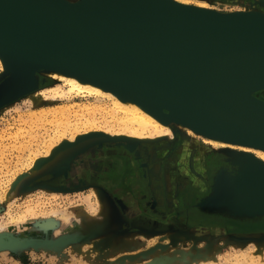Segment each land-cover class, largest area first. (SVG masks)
I'll return each instance as SVG.
<instances>
[{
    "label": "rangeland",
    "instance_id": "rangeland-1",
    "mask_svg": "<svg viewBox=\"0 0 264 264\" xmlns=\"http://www.w3.org/2000/svg\"><path fill=\"white\" fill-rule=\"evenodd\" d=\"M190 1L193 3L196 2V0ZM208 3L212 12L221 14H231L232 12H236L235 10L237 9L246 11L250 8L248 4L244 6L238 4V6L235 4L232 5L230 2L225 3L218 0H209ZM189 6L195 8L194 5ZM170 12L167 11V14L169 18H172V16L180 15L181 11L175 9ZM34 77L38 84H31L27 90L20 93L27 92L30 88L36 86L35 90H32L14 102L0 106V138L3 137L0 139V228L2 227L0 234H8L25 241L45 242L55 241L60 238L78 237L84 243L78 241L56 248L42 245L4 248L0 250V264H264L263 242H261L263 244L259 243L261 244L259 245L258 243L252 242L251 239L244 238V241H237L236 243V238H243L246 233H249L246 235H251V238H254V240L259 238L264 240V217L251 218L243 215L236 216L225 209L221 200L217 204L213 202L214 200L212 202L209 201L211 199L213 180L216 176V184L225 183L224 188L228 189L231 184L234 186L236 179L245 176L239 174V171L249 168V172H252L250 168L253 164L237 163L236 161L234 163L233 160V162L227 161L225 155L219 153L216 155L217 159L212 162L216 163L214 168L210 166L208 169H202V166L198 168L196 165L198 169L192 168L193 170L189 176L193 177L194 180H192L193 178L189 179L174 175V182L170 184L165 179V171L171 165L169 161L159 160L158 167L159 171L161 170V186L168 189V194L167 192H161V199L158 198V200H155L149 190L148 171L152 163L150 165V161L141 159L142 157H139L141 147L135 146L133 147L134 150L131 149V151L125 153L134 155V158L138 160L137 168L139 173H141L142 180H144V186L138 189V192L136 191L137 194L134 195V193L130 194L127 192L124 193L126 195H124V199H118L114 198L104 187L85 185L84 181H80L71 187L63 186L73 179L72 173L75 171L77 163H82L83 160L78 159L79 156L89 154L95 147H106L112 142L105 140L106 138L98 139L92 142V144L88 141L82 143L78 138L70 142L65 140V138H70L72 135H75V132L74 130H72L73 132L67 130L63 135L64 137H61V141L53 140L57 146L52 150L53 152L51 151L50 156H48L49 158L52 156L56 158L58 155L59 159L52 160L56 163L60 162V160V163L68 160L65 166V172L56 177L45 176L47 171L54 166L53 162L47 165L49 168L45 166L41 171L36 170L37 164L33 171L31 169L27 170L28 157L32 156V154H36L37 157L46 154L44 142L47 143L49 139L53 137H55L53 139H56L57 137L54 128L46 122L41 123L39 121L37 127L34 125L36 128L33 125L31 126L29 123V115L31 113H39L44 109L48 110L49 108L56 107L82 106L90 103L97 104V101L94 99L87 100L79 98L74 94L65 96L63 99H41L36 103H32L28 100L31 94L58 85V83L48 79L43 81L45 78L42 74L36 73ZM5 80L6 78L0 79V82L3 83ZM254 96L264 101V90L254 93ZM75 109L77 110V108ZM98 114L95 115L97 126L103 125L102 127H104L105 119L107 121L109 119L105 114ZM72 117L70 120L73 123L74 118ZM48 119L50 120L52 118L49 116L46 121H49ZM29 126L32 127V132H30ZM18 130H22L20 132L22 134L14 138ZM81 130L82 128L79 131ZM179 130L180 134H177L175 141L170 142V146L177 144L181 140V134L187 131L186 128ZM31 133L34 135L32 136ZM68 134H70V137ZM58 138H60V135ZM58 138L57 140H59ZM190 140L194 142L193 144L197 142V146L200 144V147L202 146L203 150L206 151L202 153L204 157L200 155V159L204 160L210 157L207 162L209 164V161L213 160L212 158L214 157L212 154L213 150L206 148L209 146L204 145L200 139L191 138ZM129 142L125 141L123 143L130 145ZM66 143L72 146L65 147L63 148L64 150L61 149L62 146L67 145ZM85 143L87 144L85 145ZM61 155H64L65 158ZM44 158H37L35 162ZM70 158L71 160H69ZM249 172L244 174L248 175ZM186 175L188 176L189 174L186 173ZM24 177L26 178L24 179ZM260 178L264 179V174H261ZM23 179L35 180V183H33L34 186H31L33 189L29 188L26 192L22 190ZM30 181L27 183H30ZM192 183L198 187L191 188ZM188 186L190 187L189 189ZM136 187L139 188L141 186L137 184ZM215 187V194L226 191L223 188L222 192H220L217 190V186ZM98 189L102 195L99 196V194H96V198L90 197V193H94ZM141 190L145 192V195L147 194L146 198L150 202L151 210H159L161 214H130L129 211L135 208V205L140 199L138 197L144 195ZM185 190L192 191L189 199L193 202L188 211L196 214H172L171 203L173 205L181 204L183 201L182 193ZM12 192H15V194L11 195L13 194ZM121 193L123 192L121 191ZM172 193L173 195H171ZM150 205H147V208ZM138 208L140 209V205ZM177 209L180 210L181 208L177 206ZM52 211L64 214H50ZM31 212L34 214H30ZM95 216H98V218L102 217L104 220H96ZM80 218L84 220L80 222ZM86 220H94L96 223L94 222L89 227L88 223H85ZM99 221L100 224H98ZM46 222L49 224L51 222L52 225L50 224L49 227H46ZM116 222L120 223V225ZM101 226H104L105 229ZM172 234L175 235L173 236ZM179 234L183 236H180V238L175 237ZM260 239L259 241H261ZM106 240H111L113 246L110 249H100V241ZM243 242L246 244H242ZM114 244L117 247H114ZM95 245L97 246V252H95ZM101 250L103 251L102 253L100 252Z\"/></svg>",
    "mask_w": 264,
    "mask_h": 264
},
{
    "label": "water",
    "instance_id": "water-1",
    "mask_svg": "<svg viewBox=\"0 0 264 264\" xmlns=\"http://www.w3.org/2000/svg\"><path fill=\"white\" fill-rule=\"evenodd\" d=\"M122 2L125 7L123 11L103 10L90 13V10L78 11L79 7L75 10L48 6L40 1L0 0V49L8 51L17 59H23L27 65L32 64L33 60H44L93 75L148 99L167 111L178 113L209 128L264 145V122H261L264 120L226 106L202 88L196 76L197 70L207 67L204 61L209 63L221 54L246 51L264 56L258 46L241 40L243 34L250 35L256 32L255 30L264 32V27L237 23L226 18L232 17L231 15L219 14L204 15L198 17L196 23L171 30L175 24L174 16L149 17L151 19L144 20L141 15L153 6L165 8L169 12L181 9V15L192 14L193 12L189 11L191 9L184 10L177 5L176 7L168 0H122ZM248 76L249 73H243L240 78L243 77L252 86L260 85L250 93L253 94L256 89H264V76L257 81L254 76ZM201 81L204 83L203 78ZM174 86H191L194 92L187 96L188 101L203 102L205 106H211L232 119L247 121V124L262 133H249L240 131L237 127H224L213 112L210 111V115L206 111L189 108L184 98L173 96L169 90ZM35 87L27 92L14 94L8 100L0 101V106L16 101L35 90ZM256 104L264 107L260 100ZM261 109L264 110L262 107ZM228 123L237 122L228 119ZM69 146L64 145L61 149ZM245 156L249 157L253 164L250 173L264 174V162L250 155ZM53 158L52 156L39 160L36 165L38 170L53 162ZM67 162L68 160L64 162L65 164L55 162L45 176L56 177L64 173ZM216 179L217 176L213 180L210 202L214 200L213 202L217 204L221 200L225 209L236 216L264 217V201L260 200L262 197L257 195L254 189L249 191L258 183V177L245 175L236 179L234 186L231 184L232 188H229L233 193L231 194L228 189L224 195L215 194ZM29 181L24 180L22 190L30 188V186L26 188ZM255 201H260V204ZM2 235L4 237H0V250L32 245L56 248L82 240L78 237H68L51 242L25 241L7 234ZM6 241L9 243L3 244Z\"/></svg>",
    "mask_w": 264,
    "mask_h": 264
},
{
    "label": "bare ground",
    "instance_id": "bare-ground-1",
    "mask_svg": "<svg viewBox=\"0 0 264 264\" xmlns=\"http://www.w3.org/2000/svg\"><path fill=\"white\" fill-rule=\"evenodd\" d=\"M31 1H33V2H35V1L39 2L40 1L41 3H45L48 6L67 7V8H73L75 10H77V8L79 7L80 10H78V11L86 12V11L90 10V13H97V12H100L103 10H111V11H115V10L123 11V10H125L124 3L122 2V0H31ZM165 1H167V0H165ZM168 1L170 3H172L174 6L177 5V6L183 7L184 10H185V8L191 9L189 11L193 12L192 14H189V15H181V14L176 15L174 20H173L175 22V24L173 25V27H171V30H177V29L185 27L191 23H196L197 20L199 19L198 17H202L204 15L215 16V15L221 14V13H216V12L211 11V8L209 7V3H208L209 0H196L195 3L191 2L190 0H168ZM218 1L225 2V3L230 2V4H232V5L240 4L242 6L248 4V6H250V8L247 9L248 11L247 10L243 11L241 9H237V10H235L236 12H232L231 14H221V15H223V16L224 15H231L232 17H230V18L226 17V18L230 19L232 21H235L237 23L242 22L246 25L253 26V27H255V26L264 27V0H218ZM260 3H262V4H260ZM152 4H153V2H152ZM189 5H194L195 8L191 7ZM164 6H165V4H164ZM176 10L182 11L181 9H176ZM141 16L143 17L144 20H146L145 18L151 19L152 17L158 18L160 16L168 17V14H167V11L165 8H162L159 6H153L152 9H149V11L143 12V14ZM149 17H151V18H149ZM255 31L256 32H252L250 35H247V33L241 35V40L244 41L245 43H250V44H254V45L258 46L259 49L261 51H263V53H264V32H260L259 30H255ZM32 62H33L32 64L27 65L26 61H24L23 59H17V58H15L14 55L10 54L8 51H4V50L0 49V79L6 78V80L0 84V101L8 100L11 97H13L14 94L18 95L20 92L27 90L31 84L35 85L37 82H36V78L34 76L36 75V73H39V74H42L44 76L45 80H43V81H46V79H48L50 81L58 83V85L57 86H51L49 88H46V89H43L41 91H37V92L31 94L28 98V100L30 102L36 103V102L40 101L41 99H47V100H56L59 98L63 99L65 96L74 94L75 96H77L79 98H83V99H87V100L94 99L97 101V104H91L90 103V104L82 105V106L81 105H73V106H69V107H56V108H49L48 110L44 109L39 113H31L29 115V119H30L29 123L31 124V126L36 125V127H37V123L39 121H41V123L46 122L47 124L51 125L54 128V130H55L54 132H55V135H57V137H56V139H53L55 137L49 139L47 143H45L43 141L45 148H46L45 149L46 154H44L41 157H37L36 154H34V155L32 154V156L28 157L29 160L27 162L28 163L27 168H26L27 170L31 169V171H33L36 168L35 165L38 163V161L37 162H35V161L37 160V158L39 159V158L46 157L44 159H48L49 158L48 156H50L51 151L57 146L53 140L61 141V139H62L61 137H64L63 135L65 134V132L67 130H71V132H73L72 130H74V132H75V135H72L70 137V134H68L70 138H65V140L70 141V142H72L74 139H77V138L82 143L88 141L89 143L91 142V144H92V142H94L98 139H101V138H103V139L106 138L105 140L112 141L109 143L110 145H107L106 147H100V148L95 147L94 149H92L90 152L93 155V157H91L93 159H90L89 157H88V159H86V158L83 159L84 156H86V155L79 156L78 159L83 160L82 163L81 162L79 163V165L82 166L81 168L85 167L86 165H88L89 167H91V166L93 167V164L96 166H101L103 164H106L108 159L111 156H115L114 154H126V153H128V151H131V149L134 150L133 147H135V146L141 147V152L144 155L145 159L150 161V164L152 163V165H153L150 167V169L148 171L149 172L148 176H149L150 190H151L153 198L155 200L158 198L161 199V195H160L161 193L160 192L162 191L161 182H160V173H161L160 171L161 170L159 171V167H158V161L159 160H161L163 157H165L168 154L170 156L173 155V158L170 159L171 160L170 164L172 166H169L168 167L169 169L165 171V176H166L165 179H167V182L171 183L173 181L174 173L176 170H178L179 168H180V170L187 169L186 166L188 167V165H186V161H188V159L192 158L191 157V151L192 150H195V152L193 151L195 153V155H197L199 153H201V155H202V153L206 152L203 150L202 146L200 147V144H199V146H197V142H195V144H193L194 142L192 140H190L191 138L202 140L204 145L209 146L206 148L213 150L212 154L214 156L221 153V154L225 155V159H227V161L233 160L234 162L236 161L237 163L242 162L244 164H252V162L249 161L251 159L249 157L245 156V155H250L251 157H254L255 159H259L260 161L264 162V145H262V144L252 142L250 140H245V139L239 138L237 136H233V135L227 134L225 132H221V131L216 130L214 128H209L206 125H203V124H200V123L195 122L193 120H190L188 118H185L178 113L167 111L166 109L162 108L161 106L155 104L154 102H152L148 99H144V98H142V97H140V96H138L132 92H129L123 88H120V87L115 86L113 84H110L106 81H103L100 78H97L93 75L83 73V72H79V71H74V70H71L69 68L62 67V66L56 65L54 63L44 61V60H42V61L41 60H33ZM204 62L206 63L207 67L203 70H197L196 71L197 80H198L199 84L202 85V88L207 90L212 96L219 99L226 106H228V107H230V108H232V109H234L240 113H245L247 115L249 113L253 116L259 117L260 118L259 120H264V110L261 109V107L262 108H264V107L256 104V102L260 99H258V98L255 99L256 97L254 96V93L262 91L264 89H256V91L253 92V94H252V93H250V91H252L253 89H255L256 87H258L260 85L252 86V85L248 84L243 77L240 78L243 73H249L250 76H248V77H251V75L254 76L255 78H257L256 81L259 80L261 77H263L264 76V56L258 55V54L252 53V52L235 51V52H229V53L221 54L220 56H217V57L213 58L212 60H210L209 63H208V61H204ZM204 62H202V63H204ZM202 78L204 79V83L201 81ZM254 84L256 85V82ZM260 88H262V87H260ZM47 92H48V94H47ZM169 92L177 98H184L186 103L189 105V108H194L197 110L206 111L210 115H211V112H213L215 114V116L218 118V120L221 123H223L225 125L224 127H226V128H232V127L236 128L237 127V128H239L240 131H244V132L259 133V134L262 133V131L257 130L255 128H252L249 124H247V121H240V120L232 119V118L228 117V115L225 113L217 112L211 106H205L203 102H190V101H188L187 96L190 94H193V92H194V89L191 86H174V87L170 88ZM252 95H253V97H252ZM260 101L264 103V101H262V100H260ZM75 108H77V110ZM98 113L99 114L102 113L103 115L105 114V116H107V118L109 119L108 121H107V119H105L104 127H102L103 125L97 126V121L95 119V117H96L95 115H97ZM49 116L52 119H50V120L48 119L49 121H46L47 117H49ZM71 117L74 118L73 123L70 120ZM228 119L231 121H236L237 123L229 124ZM25 122H26V120H25ZM261 122H264V121H261ZM31 126H29L30 132H32ZM36 127L34 126V128H36ZM80 128H82L81 131H79ZM184 128H186L187 131H185V133L183 132L185 135L181 134V140L179 141L180 144L178 145V148H176L177 150L174 153L173 149L171 147L172 145L170 146V142L173 140L175 141V139H177V134L178 133L180 134L179 129H184ZM20 132H22V130H18L15 133L14 138H17L19 135L21 136L22 133L20 134ZM98 133H100L101 135ZM76 134H77V136H76ZM33 135L34 134H32V136ZM59 135H60V138H58ZM2 138H0V139H2ZM57 138L59 140H57ZM103 139H102V141H103ZM124 140L126 142L130 141L129 144L131 146L125 145L123 143V142H125ZM70 142H68V143H70ZM68 143H66V144L68 145ZM86 144L87 143H85V145ZM75 153H76V151H75ZM61 156L64 157V155H61ZM56 158H58V155ZM56 158H53V159H56ZM196 158H198V157L196 156ZM196 158L194 157V160H196V162H197ZM124 159L125 158L123 157V160ZM94 161H96V162H94ZM118 161L119 160H117V162ZM54 162H53V164H54ZM60 162H61V160H60ZM122 162L123 161H121V163ZM137 163L138 162H136V164ZM197 163H199V162H197ZM197 163H195V164H197ZM202 163H204V162H202ZM125 164L127 165V163H125ZM116 165L118 166L119 164L116 163ZM123 165H124V162H123ZM160 165H161V163H160ZM178 166H179V168H178ZM162 167H164V166H162ZM200 167H201V165H200ZM121 168H122V165H121ZM202 169H204V168H202ZM36 170H38V169L36 168ZM39 171H41V169ZM36 172H38V171H36ZM124 172H126V170ZM121 173L122 172L120 171L119 175ZM81 174H80V172L77 173L76 171L72 173L73 178H75L77 182H79ZM239 174L246 175L244 173H239ZM199 175H201V174L199 173ZM102 177H105V176L102 175ZM114 177H115V175H114ZM112 178H111V180H112ZM121 178H123L122 175H121ZM106 180H108L107 177H106ZM113 180H114V178H113ZM123 180H120V182ZM104 182H106V181L104 180ZM167 182H165V183H167ZM33 183H35V180L32 179L30 181V183L26 184V188H29V186H30V188H32L31 186L33 185ZM224 184L225 183L216 184L217 190L222 192V190L224 188ZM122 186H124V185H122ZM95 187H96V184H95ZM230 188H232V187H230ZM225 189H226V191L220 193V195L227 193V190L229 188L228 189L224 188V190ZM253 189H254V191H257L256 192L257 195L262 197V198H260V200L264 201V179L258 177V183H255L254 186L251 187L249 191H253ZM91 190H92V188H91ZM230 191L231 190L229 189V192ZM15 192H12L13 194H11V195H14ZM115 193H117V191ZM230 193L232 194L233 192H230ZM96 194H99V196L102 195V194L100 195V190L98 189V190H95L94 193L91 192L90 197L96 198V196H95ZM217 194H218V192H217ZM128 196H129V194H128ZM103 197H104V195H103ZM118 197H120V196H118ZM127 199H129V198H127ZM244 200H246V199H244ZM255 202L257 204H260V201L259 202L255 201ZM103 206H104V204H103ZM129 206H131V205H129ZM91 207H93V206H91ZM111 209L113 210L112 206H111ZM114 212H115V210H114ZM30 214H34V213L31 212ZM50 214L58 215V214H64V213H57L55 211H52V212H50ZM95 218H96V220L103 219L102 217L98 218V216H95ZM82 220H84V219L82 218L80 220V222ZM83 222H85V221H83ZM94 222L96 223V221H94V220L93 221L86 220L85 223H88V225L90 227L94 224ZM105 223H104V225H105ZM111 223L113 224V222H111ZM50 224H51V222H50ZM50 224L47 223L45 226L49 227ZM98 224H100V221ZM117 224L120 225V223H117ZM119 225H118V228H119ZM101 227L104 228V226H101ZM108 227H110V226H108ZM113 228H114V226H113ZM0 229H2V227ZM82 229H84V228H82ZM97 229H99V228H97ZM114 229H116V227ZM94 230H95V228H94ZM101 230H103V229L101 228ZM92 231H93V228H92ZM0 232H2V231H0ZM109 232H110V230H109ZM178 232H179V230H178ZM246 234H249V233H246ZM246 234H244L245 236H243V238L251 239V241L255 242L256 244L257 243L259 244L261 242L264 243V240H262L260 238L259 239L261 241H259V239L254 240V238H251L252 237L251 235L248 236ZM168 235H169V232H168ZM234 235H236V234H234ZM122 236L125 237L123 234H122ZM180 236H183V235L179 234L178 236L176 235L175 237L180 238ZM0 237H3V235L0 234ZM111 237H112V235H111ZM166 237H167V235H166ZM115 238H117V237H115ZM261 238H262V236H261ZM109 239H111V238H109ZM162 239H164V238H162ZM181 239H183V238H181ZM13 241H10V243H12ZM79 242L84 243L82 240ZM89 242H91V241H89ZM100 242H101L100 243L101 244L100 249H110L113 246L111 240L100 241ZM5 243H9V242L6 241L3 244H5ZM14 243H15V241H14ZM236 243H237V240H236ZM244 243L245 242H243L242 244H244ZM263 243H261V244H263ZM261 244H259V245H261ZM114 245H115L114 247H117L116 244H114ZM124 245H125V243H124ZM121 249H122V247H121ZM97 251L98 250H97V246H96L95 252H97ZM100 252L102 253L103 251L101 250Z\"/></svg>",
    "mask_w": 264,
    "mask_h": 264
},
{
    "label": "flooded vegetation",
    "instance_id": "flooded-vegetation-1",
    "mask_svg": "<svg viewBox=\"0 0 264 264\" xmlns=\"http://www.w3.org/2000/svg\"><path fill=\"white\" fill-rule=\"evenodd\" d=\"M180 144V142H178L177 144H173V146H171L172 147V149H173V152L175 153L176 152V148H178V145ZM195 150H192L191 151V157L193 158H191V159H188V161H186V165H188V167L186 166V168L187 169H184V170H180V168H179V166H178V170H176L175 171V173H174V175H178V176H182V177H187V178H189V179H191V178H193V177H189L190 176V173L192 172V170L194 169V168H197L196 167V165L198 166V168H201L200 167V165L205 169H208V167H212V168H214L215 166H216V163H212L215 159H217L216 158V156H214L212 159L213 160H210L209 162V164L207 163L208 162V160H209V158L208 159H206L205 158V160L207 161H205V160H203V159H200V155H201V153H199V154H197V155H195ZM140 152H141V149H140ZM139 152V153H140ZM197 153V152H196ZM115 156H111L109 159H108V161H107V163L106 164H103V165H101V166H96V165H94L93 164V167L91 166V167H89L88 165H86L85 167H83V168H81L82 166L81 165H79V162L77 163V166H76V169H75V171L77 172V173H79L80 172V180H79V182L81 181V182H85V185L87 184V185H98V186H102V187H104L114 198H118V199H121V198H123L124 199V193L126 192H129L130 194H133L134 193V195L135 194H137L136 193V191L138 192V189H140V188H143V186H144V180H142V176H141V173H139V170H138V168H137V164H136V162H138V160L136 159V158H134V155H128V154H114ZM196 156L198 157V158H196ZM88 157L90 158V159H93V158H91V157H93V155H92V153L90 152L89 154H87L83 159H88ZM117 157V158H116ZM123 157L125 158L124 160H123ZM139 157H142L141 159H144L145 160V157H144V155L142 154V152L140 153V156ZM194 157L197 159V162H199V163H197L196 162V160H194ZM119 158V159H118ZM121 158V159H120ZM169 158V159H168ZM171 158H173V155H166L165 157H163L161 160H166V161H169V163H171ZM135 159V160H134ZM115 160V161H114ZM117 160H119L118 162H117ZM199 160V161H198ZM114 161V162H113ZM121 161H123L124 162V165H123V162L121 163ZM128 161V162H127ZM94 162H96V161H94ZM120 162V163H119ZM197 163V164H195V163ZM202 162H204V163H202ZM116 163L117 164H119L118 166L116 165ZM125 163H127V165L125 164ZM235 163V162H234ZM130 166H129V165ZM194 164V165H193ZM117 167H116V166ZM121 165H122V168H121ZM151 165V164H150ZM171 165V164H170ZM115 166V167H114ZM151 166H153V165H151ZM150 166V167H151ZM172 166V165H171ZM125 167V168H124ZM103 168V169H102ZM193 168V169H192ZM116 169V170H115ZM122 169V170H121ZM130 169V170H129ZM249 168H247V170H245V169H242V170H240L239 172L240 173H248L249 172V170H248ZM94 170V171H93ZM126 170V172H124ZM74 171V172H75ZM118 171V172H117ZM120 171L122 172L120 175H119V173H120ZM181 171V172H180ZM98 172V173H97ZM116 172V173H115ZM188 172V176L186 175V173ZM110 173V174H109ZM149 173V172H148ZM118 174V175H117ZM249 174H250V176H256V177H259L260 178V176H261V174H259V173H255V174H253V173H250L249 172ZM248 174V175H249ZM102 175L103 176H105V177H102ZM107 175V176H106ZM114 175H115V177H114ZM121 175H122V177L123 178H121ZM92 177V178H91ZM98 177V178H97ZM100 177V178H99ZM106 177H107V179L108 180H106ZM114 178V180H113V178ZM141 177V178H140ZM111 178H112V180H111ZM137 178V179H136ZM103 179V180H102ZM124 179V180H123ZM141 179V180H140ZM104 180L106 181V182H104ZM120 180H123V181H121L120 182ZM192 180H194V178L192 179ZM79 182H77L76 181V179L75 178H73V179H71L67 184H64L63 186H75L77 183H79ZM120 182V183H119ZM172 182H174V181H172ZM171 182V183H172ZM112 183V184H111ZM170 183V184H171ZM137 184H140V186L141 187H139V188H137L136 187V185ZM193 184V183H192ZM107 185V186H106ZM122 185H124V186H122ZM162 185V184H161ZM162 188V193H166L167 191V189H165L166 187H163V186H161ZM191 188H193V187H198L196 184H193L192 186H190ZM189 186H188V189L190 188ZM201 187V186H200ZM199 187V188H200ZM119 188V189H118ZM137 188V189H136ZM118 189V190H117ZM121 189V190H120ZM135 189V190H134ZM149 190H150V186H149ZM117 191V193H115V192ZM121 191L123 192V194L121 193ZM125 191V192H124ZM151 191V190H150ZM164 191V192H163ZM140 192V191H139ZM141 192H142V194H144V195H141L140 197H138V199L139 198H141V199H139L138 200V203L135 205V208L134 209H132V211H129L130 212V214H132V213H137V214H161V212L159 211V210H154V211H152L151 210V205L149 204L150 202L147 200V194L145 195V192L144 191H142L141 190ZM160 192V193H161ZM192 192V191H191ZM190 191H188V190H185L182 194H183V201L181 202V204H176V205H173L172 203H171V206H172V214H196V213H193V212H191V211H188V210H190V207H191V203L193 202L192 200H190L189 198V196L191 195L190 193H191ZM120 193V194H119ZM152 193V192H151ZM117 194V195H116ZM119 194V195H118ZM122 194V195H121ZM167 194H168V192H167ZM171 195H173V193L171 194ZM118 196H120V197H118ZM126 196V195H125ZM144 198V199H143ZM156 200H158V199H156ZM139 205H140V209L138 208L139 207ZM147 205H150V207L149 208H147ZM145 206V207H144ZM175 206V207H174ZM177 206H179V208H181L180 210H176V207ZM180 206H182V207H180ZM183 208H185V209H183ZM199 214V213H198Z\"/></svg>",
    "mask_w": 264,
    "mask_h": 264
}]
</instances>
